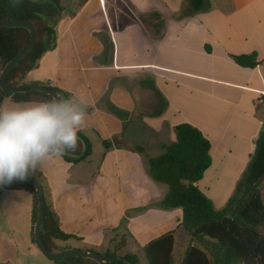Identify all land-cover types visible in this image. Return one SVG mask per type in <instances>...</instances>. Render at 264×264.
Masks as SVG:
<instances>
[{
	"label": "crops",
	"instance_id": "obj_1",
	"mask_svg": "<svg viewBox=\"0 0 264 264\" xmlns=\"http://www.w3.org/2000/svg\"><path fill=\"white\" fill-rule=\"evenodd\" d=\"M76 1L62 0L55 47L24 80L87 105L80 132L91 142L89 159L53 157L34 172L62 230L81 238L72 240L82 250L104 252L124 238L121 250L145 255L149 242L174 231L176 264L189 246L208 252L184 231L181 209L159 207L167 187L150 178L147 159L175 142L176 125L197 127L212 157L201 181L221 164L215 182L227 194L220 208L227 204L264 127V0H203L199 11L192 0H84L73 8ZM250 54L262 64L234 60ZM17 104L8 98L1 107ZM103 141L113 147L105 151ZM200 188L215 205L210 189ZM139 208L146 209L121 227ZM32 209L29 192H1L0 219L18 238L8 252L14 264L42 253L31 241Z\"/></svg>",
	"mask_w": 264,
	"mask_h": 264
},
{
	"label": "trees",
	"instance_id": "obj_2",
	"mask_svg": "<svg viewBox=\"0 0 264 264\" xmlns=\"http://www.w3.org/2000/svg\"><path fill=\"white\" fill-rule=\"evenodd\" d=\"M194 11L204 7L203 0H192ZM64 10L62 0H0V20H26L37 29L38 39L35 46L18 61L6 78V85H25L28 73L35 69L44 54L56 44L55 19ZM31 31L27 26H0V73L5 65L29 43ZM235 62L244 68H256L262 62L256 54L234 57ZM61 98L67 95L60 89L51 87ZM13 103H30L53 98L43 92L8 93L0 88V107L6 99ZM175 142L164 152L147 159L150 178L167 187V192L159 204L163 210H182V227L191 242L206 243L208 252L192 245L187 248L179 264H251L258 260L264 264V236L260 228L264 225V205L260 187L264 182V127L256 141L255 152L238 181L227 204L218 209L207 194L198 186L205 172L212 165L211 144L203 133L191 124L174 127ZM75 152L62 158L72 164L85 162L92 155L90 140L81 132ZM105 151L113 147L110 141H103ZM142 153L140 147L133 148ZM37 178L43 185L39 176ZM44 188L45 210L41 224V238L51 252H61L71 248L64 243L81 240L74 234L62 230L60 219L48 200ZM6 191H26L32 194L31 241L36 245L34 226L38 216V198L33 184L23 180L1 184L0 195ZM146 208L128 211L121 222L124 227L129 218ZM175 232H168L149 242L144 247L149 264H176L174 254ZM124 238L117 241L104 252L95 249L110 264H139L134 254L119 255L125 246ZM56 264H99L79 256H66L52 259ZM7 264V263H0Z\"/></svg>",
	"mask_w": 264,
	"mask_h": 264
},
{
	"label": "clouds",
	"instance_id": "obj_3",
	"mask_svg": "<svg viewBox=\"0 0 264 264\" xmlns=\"http://www.w3.org/2000/svg\"><path fill=\"white\" fill-rule=\"evenodd\" d=\"M87 105L75 98L0 107V184L23 181L45 161L75 152Z\"/></svg>",
	"mask_w": 264,
	"mask_h": 264
},
{
	"label": "water",
	"instance_id": "obj_4",
	"mask_svg": "<svg viewBox=\"0 0 264 264\" xmlns=\"http://www.w3.org/2000/svg\"><path fill=\"white\" fill-rule=\"evenodd\" d=\"M0 26H27L31 31V38L29 43L18 54H16L3 68L0 73V88L8 93H25L38 91L50 95L53 99L61 98L60 95L49 86L39 84H25L21 86H8L6 85V78L9 72L15 67L20 59H22L36 44L38 39V33L36 27L26 20H0ZM26 181L34 185L37 198H38V216L34 226V238L37 247L40 251L49 259H59L66 256H79L87 259H91L99 264H110L106 261L101 254L88 250L68 248L61 252H51L44 244L41 238V224L43 220L45 210V195L42 183L32 175H29Z\"/></svg>",
	"mask_w": 264,
	"mask_h": 264
},
{
	"label": "rangeland",
	"instance_id": "obj_5",
	"mask_svg": "<svg viewBox=\"0 0 264 264\" xmlns=\"http://www.w3.org/2000/svg\"><path fill=\"white\" fill-rule=\"evenodd\" d=\"M84 0L76 1V3L73 4V8H77L81 3H83ZM10 106V102L7 103ZM221 169V164H217L214 167L208 175L205 176L203 181H200L199 186L204 188L208 187L210 189L209 194L214 198V203L216 205V208L220 209V207L226 202V192L223 190V187L217 186V183L215 182V175ZM260 193H261V199L263 201L264 205V182L262 183L260 187ZM22 224H18V227L20 228ZM260 231L262 235L264 236V225L261 226ZM0 232H2L1 237H0V263H8V264H14L17 263L16 260H12L13 256L9 254V248H10V243L12 242H18L17 234L16 233H10V223H6L4 219L1 217L0 219ZM119 240L120 238H116ZM64 245L71 247V248H76L80 249L79 243H77L74 240H69L68 242L64 243ZM126 251L120 250L119 255H125ZM139 258V264H149L145 255L139 251L137 254ZM29 259L31 261V264H56L52 259L47 258L44 254L39 253V257H33L29 256ZM245 264V263H241ZM251 264H262V262L258 260H254Z\"/></svg>",
	"mask_w": 264,
	"mask_h": 264
},
{
	"label": "built area",
	"instance_id": "obj_6",
	"mask_svg": "<svg viewBox=\"0 0 264 264\" xmlns=\"http://www.w3.org/2000/svg\"><path fill=\"white\" fill-rule=\"evenodd\" d=\"M261 94L264 96V91Z\"/></svg>",
	"mask_w": 264,
	"mask_h": 264
}]
</instances>
